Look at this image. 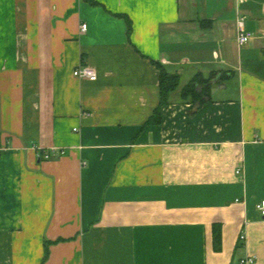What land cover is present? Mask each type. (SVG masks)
I'll return each instance as SVG.
<instances>
[{
    "label": "crops",
    "instance_id": "1",
    "mask_svg": "<svg viewBox=\"0 0 264 264\" xmlns=\"http://www.w3.org/2000/svg\"><path fill=\"white\" fill-rule=\"evenodd\" d=\"M262 199L264 0H0V264H264Z\"/></svg>",
    "mask_w": 264,
    "mask_h": 264
},
{
    "label": "trees",
    "instance_id": "2",
    "mask_svg": "<svg viewBox=\"0 0 264 264\" xmlns=\"http://www.w3.org/2000/svg\"><path fill=\"white\" fill-rule=\"evenodd\" d=\"M120 17H124L127 22V33L129 38L132 35V20L124 15H119ZM157 67L160 71V102L159 106L155 109L153 115L149 118V120L146 122V125H153V124H160L163 121L162 118V108L163 106L167 105L170 100L171 96L175 91H178L181 86V79L180 75L170 72L163 64L156 62ZM218 72V71H217ZM217 72H211L209 77L206 78L203 74L198 73L192 80H190L188 83L181 86L182 89V97L184 100L189 101L190 103H193L196 105L199 103V105L203 104L205 101V98H210V86L212 84V81L215 80L218 76ZM220 79H223L225 77V73L220 75ZM215 246L217 248H220V240H221V233L220 231L215 228ZM50 244V242H47L46 245ZM47 250V249H46ZM49 250L46 251L45 258L43 259V262L48 258Z\"/></svg>",
    "mask_w": 264,
    "mask_h": 264
},
{
    "label": "built area",
    "instance_id": "3",
    "mask_svg": "<svg viewBox=\"0 0 264 264\" xmlns=\"http://www.w3.org/2000/svg\"><path fill=\"white\" fill-rule=\"evenodd\" d=\"M87 27H88L87 23L82 24V30H86ZM237 30H238L237 42L238 44L244 45L250 40L252 33L248 32L245 29V18L240 15L237 17ZM74 75L77 77H86L93 81L98 79V74L96 69L92 68L91 66H80V68H77L74 71ZM45 157L49 158L50 155L46 154ZM256 206L260 214L264 217V199L259 200ZM242 238H245V235H242ZM254 262H255L254 257H247V258H243L242 260V263H246V264H252Z\"/></svg>",
    "mask_w": 264,
    "mask_h": 264
},
{
    "label": "rangeland",
    "instance_id": "4",
    "mask_svg": "<svg viewBox=\"0 0 264 264\" xmlns=\"http://www.w3.org/2000/svg\"><path fill=\"white\" fill-rule=\"evenodd\" d=\"M187 80H188V77H187V75L184 73L183 76H182V83H181V85H182L184 82H186Z\"/></svg>",
    "mask_w": 264,
    "mask_h": 264
}]
</instances>
